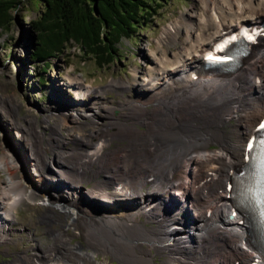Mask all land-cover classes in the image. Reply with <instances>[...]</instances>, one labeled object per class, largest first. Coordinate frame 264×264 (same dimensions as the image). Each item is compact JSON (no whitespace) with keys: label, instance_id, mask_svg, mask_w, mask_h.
I'll return each instance as SVG.
<instances>
[{"label":"bare ground","instance_id":"bare-ground-1","mask_svg":"<svg viewBox=\"0 0 264 264\" xmlns=\"http://www.w3.org/2000/svg\"><path fill=\"white\" fill-rule=\"evenodd\" d=\"M201 2L202 7L188 10V23L166 26L157 40L160 52L144 54L147 69L136 75L134 83L139 95L123 104L128 111L118 112L124 120L116 117L109 123L116 131L104 134L106 125H98L101 117L107 118L103 109L109 104H88L84 96L90 94V85L79 78L68 82L74 96L56 104L67 112L58 113L61 121L65 114L92 119L85 135L77 129L71 137L91 143L89 137L101 132L103 136L87 148L84 159L67 161L59 154L50 167L41 165L53 174L23 181L17 174L18 169L25 172L23 160L15 156L9 142L4 143L0 242L12 239L10 233L17 230L11 228L16 206L24 199L61 208L72 226L71 231L66 229L67 222L47 209L43 218L65 223L49 227L54 242L41 247L34 241L30 253L18 252L5 264H113L106 255L118 264L253 263L257 248L245 239L239 217H227L232 202L225 197V182L228 170L243 162L251 130L264 115V30L255 33L256 42L230 74L211 73L204 67V57L223 32L245 23L258 25L264 19V0ZM166 42H177L178 47L167 54L161 45ZM228 120L233 123L226 128ZM135 123L146 129L138 130ZM110 135L126 143L108 149L104 136ZM213 144L217 147L210 148ZM93 165L106 171L108 190L101 189L98 181L86 190L75 182L91 178L87 171L95 172ZM8 166L16 170L8 173ZM150 175L155 176L152 188L140 189ZM201 178L206 195L197 186ZM209 208L211 214L206 216ZM188 210L192 216L184 214ZM76 236L84 243H72ZM154 253L163 256L160 262H153ZM97 254L102 256L96 259Z\"/></svg>","mask_w":264,"mask_h":264},{"label":"rangeland","instance_id":"rangeland-1","mask_svg":"<svg viewBox=\"0 0 264 264\" xmlns=\"http://www.w3.org/2000/svg\"><path fill=\"white\" fill-rule=\"evenodd\" d=\"M161 2L162 6L156 7L157 12L153 13L145 24H141L136 33L120 39L118 50L113 54L111 62L101 66L82 54L79 46L69 43L64 53L59 57L47 59L54 66L46 69V74L40 72L36 61L30 60L35 38L34 35L32 36L29 25L37 15L39 9L37 2L36 0H23L19 8L14 10L10 27L0 29V153L4 143L9 142L15 156L23 160L25 172L23 169H18L17 172L23 181H26L25 178L27 180L32 178V176L39 178L46 175L51 170L42 169L41 165L44 162L50 167L59 154L63 160L67 161L84 159L82 155L86 154L87 148H90L93 142L102 139L103 136L100 137L102 132L106 134L116 131L113 126H109V123L116 117L124 120L125 116L119 115L121 112L128 111L123 104L139 95V89L134 83L136 75L138 76L140 71L147 69L144 54H148L151 50L160 52L157 40L161 37L166 26L175 22L187 21L188 10L193 7L200 8L203 5L201 0H166ZM179 34L181 38L184 29ZM166 43L161 45L162 50H165L167 54L172 53L178 47L177 42H170V45L168 42ZM41 75L46 79L45 85L38 84L37 79ZM73 78H79L83 84L90 85V94L84 96L88 104L101 105V103H105L110 106L105 107L106 110L102 108L108 115L107 118L101 117L98 122L99 127L106 125V130L96 136L89 137L91 143L73 139L71 132L81 129L82 134L85 135L90 128L89 124L92 119L84 116L72 119L70 115L65 114V118L61 121V112L63 114L67 112L60 111L56 106L60 100L70 101L74 96L73 86H68V82L74 81ZM227 123L225 127L229 128V124L233 121L228 120ZM135 126L138 130L146 129V126L140 123H135ZM104 138H108V142H106L108 144L105 146L108 149H114L116 146L126 143L125 140H118L111 135L104 136ZM210 147L216 148L217 145L213 144ZM69 152L72 153L68 154ZM24 159H26V163ZM69 165L70 163H68ZM95 166L93 165L95 172L87 171L91 178L75 179L82 190L92 188L95 181H98L101 189L108 190L104 184L107 176L106 171L102 168L97 171ZM132 168L130 166L129 171ZM14 170H16L14 166H8L6 171L12 173ZM5 173L0 171V178H4ZM50 173L53 174L52 171ZM147 187H151L149 182L143 184L142 189L145 191ZM47 209L53 210L51 212L56 217L64 219L68 224L64 227L69 231L72 230V226L69 224L70 219L63 214L61 208L50 207L47 203H40L38 200L24 199L16 206L15 220L11 224V228L17 230L10 233L12 239L0 242V264L12 261L18 256V252L25 250L26 253H30L31 247L35 245L34 241H39L41 247L54 242L49 234V227L56 229L65 223L64 221L57 222L52 218H43ZM184 214L189 217L193 213L188 210ZM71 242L84 243L79 236L73 237ZM101 256L102 254H97L95 258L98 259ZM106 257L113 264H118L110 255H106ZM162 258V255L154 253L153 262H160Z\"/></svg>","mask_w":264,"mask_h":264},{"label":"trees","instance_id":"trees-1","mask_svg":"<svg viewBox=\"0 0 264 264\" xmlns=\"http://www.w3.org/2000/svg\"><path fill=\"white\" fill-rule=\"evenodd\" d=\"M166 0H36L37 15L30 21L34 48L30 55L40 72L54 64L47 60L64 53L67 44L101 66L113 60L122 37L136 33ZM23 0H0V29L12 24L14 10ZM45 85L43 75L37 79Z\"/></svg>","mask_w":264,"mask_h":264},{"label":"snow or ice","instance_id":"snow-or-ice-1","mask_svg":"<svg viewBox=\"0 0 264 264\" xmlns=\"http://www.w3.org/2000/svg\"><path fill=\"white\" fill-rule=\"evenodd\" d=\"M262 127H264V125H262Z\"/></svg>","mask_w":264,"mask_h":264}]
</instances>
